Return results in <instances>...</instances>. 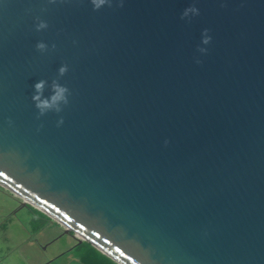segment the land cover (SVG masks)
I'll return each mask as SVG.
<instances>
[{"label":"water","instance_id":"95a60500","mask_svg":"<svg viewBox=\"0 0 264 264\" xmlns=\"http://www.w3.org/2000/svg\"><path fill=\"white\" fill-rule=\"evenodd\" d=\"M0 187L118 264H264V0H0Z\"/></svg>","mask_w":264,"mask_h":264},{"label":"rangeland","instance_id":"374dc122","mask_svg":"<svg viewBox=\"0 0 264 264\" xmlns=\"http://www.w3.org/2000/svg\"><path fill=\"white\" fill-rule=\"evenodd\" d=\"M32 217L18 196L0 187V264H104L92 253L83 258L84 248L73 247L59 225L32 233Z\"/></svg>","mask_w":264,"mask_h":264},{"label":"clouds","instance_id":"9594fccd","mask_svg":"<svg viewBox=\"0 0 264 264\" xmlns=\"http://www.w3.org/2000/svg\"><path fill=\"white\" fill-rule=\"evenodd\" d=\"M91 4L93 5L94 10L100 9L102 6L109 5L111 6V0H90ZM122 4V0H121ZM198 15L199 9L195 7V5L189 6L185 8L183 13L181 14V18H188L189 15ZM39 20V17H37ZM47 23L43 20H39V23L36 24L37 30L45 29L47 28ZM208 30L205 29L203 36H202V43L207 45L211 37L207 34ZM37 49L41 52L45 51L47 49V45L44 42H38L36 45ZM52 47L54 48L55 45L53 44ZM201 52H206V48H201ZM200 61L198 60L197 63ZM67 71V65H62L59 68V75L63 76ZM46 81L40 80L34 85V94L32 96V100L34 101L35 108L38 110L37 118L40 116H43L49 111H55L56 113H59L62 111V105H67L69 103V95L70 90L67 86L60 84L57 80H53L51 84V94L47 97L43 96V89ZM11 123V122H10ZM63 123V117H61L57 124Z\"/></svg>","mask_w":264,"mask_h":264},{"label":"trees","instance_id":"16d2710c","mask_svg":"<svg viewBox=\"0 0 264 264\" xmlns=\"http://www.w3.org/2000/svg\"><path fill=\"white\" fill-rule=\"evenodd\" d=\"M27 207H29L32 212H33V218L31 220V226L33 228L34 231H39L41 230L43 227H45V225L47 224V222L51 221L52 219L46 215L45 213H43L42 211L38 210L37 208H35L34 206L28 204ZM76 247H81L84 248L83 250V255L82 257L85 258V256L88 257V253H92L95 254L97 256V258L101 259L100 262L104 263V264H118L116 261L112 260L109 256H107L106 254H104L103 252H101L100 250H98L96 247H94L90 242L88 241H82L81 243H78L75 245ZM86 264H89L88 261H86Z\"/></svg>","mask_w":264,"mask_h":264},{"label":"crops","instance_id":"0c3cea01","mask_svg":"<svg viewBox=\"0 0 264 264\" xmlns=\"http://www.w3.org/2000/svg\"><path fill=\"white\" fill-rule=\"evenodd\" d=\"M22 207L24 208V207H27V205L26 206H24L23 204H22ZM29 210H30V212L33 214V212H32V210L29 208V207H27ZM33 218V217H32ZM32 218H31V220H32ZM31 220H30V224H31ZM56 225H59V227H61L62 229H65V228H63V226H61L60 224H58L56 221H54V220H51V221H49L46 225H45V227H43L41 230H39V231H34L33 229H32V233H37L38 235L39 234H41L42 233V231H45L46 230V228L47 229H49L50 228V226H56ZM63 234H69V233H67V232H65V233H63ZM62 236V235H61ZM75 237V236H74ZM76 238V237H75ZM75 241V240H74ZM77 242H78V239L76 238V241H75V244H73V247L77 244Z\"/></svg>","mask_w":264,"mask_h":264},{"label":"flooded vegetation","instance_id":"af4514ba","mask_svg":"<svg viewBox=\"0 0 264 264\" xmlns=\"http://www.w3.org/2000/svg\"><path fill=\"white\" fill-rule=\"evenodd\" d=\"M73 238L74 240L76 241V238L74 237V235L72 233H69ZM75 247V246H74Z\"/></svg>","mask_w":264,"mask_h":264}]
</instances>
